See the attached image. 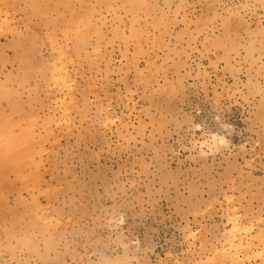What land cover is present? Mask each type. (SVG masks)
I'll return each mask as SVG.
<instances>
[{
    "label": "rangeland",
    "instance_id": "obj_1",
    "mask_svg": "<svg viewBox=\"0 0 264 264\" xmlns=\"http://www.w3.org/2000/svg\"><path fill=\"white\" fill-rule=\"evenodd\" d=\"M0 22V114L44 146L0 200V264H235L234 218L264 264V0H0Z\"/></svg>",
    "mask_w": 264,
    "mask_h": 264
},
{
    "label": "bare ground",
    "instance_id": "obj_2",
    "mask_svg": "<svg viewBox=\"0 0 264 264\" xmlns=\"http://www.w3.org/2000/svg\"><path fill=\"white\" fill-rule=\"evenodd\" d=\"M74 1V0H73ZM11 2H12V0H11ZM90 3H91V1H90ZM19 5V4H18ZM7 6V5H6ZM61 7H63V6H61ZM16 8V7H15ZM51 8H53V7H51ZM41 9H43V8H41ZM61 10H59V12H60ZM82 11V10H81ZM80 11V12H81ZM84 11H85V9H84ZM79 12V11H78ZM79 12V13H80ZM86 13V12H85ZM82 14V13H81ZM90 14V13H89ZM79 14H77L76 15V17L78 16ZM30 16V15H29ZM80 16V15H79ZM78 16V17H79ZM28 18V17H27ZM48 19V18H47ZM76 21V20H75ZM1 23V22H0ZM42 23V22H41ZM62 24H64V23H62ZM62 24H60V25H62ZM1 26H3V25H1L0 24V29L2 28ZM37 26V25H36ZM39 26V25H38ZM64 26V25H63ZM71 27V26H70ZM72 28H73V25H72ZM64 31V30H63ZM17 34V33H16ZM20 36V35H19ZM31 37V36H30ZM29 39V38H28ZM27 42V41H26ZM31 46V45H30ZM24 47H27V46H24ZM28 48V47H27ZM26 49V48H25ZM61 50V49H60ZM61 52H62V50H61ZM30 53V52H29ZM19 56L21 55V53L19 52V54H18ZM61 55V54H60ZM59 55V58L61 57ZM64 55V54H63ZM1 62H3V61H1ZM40 66V65H39ZM63 68V67H62ZM25 70H26V68H25ZM62 70V69H61ZM32 72V71H31ZM31 74H34V73H31ZM58 76H60V77H58ZM58 76H56V79L57 78H59V81L61 82L62 80V78H61V74H58ZM45 77V76H44ZM63 82V81H62ZM48 83V82H47ZM65 83V82H64ZM74 86V85H73ZM2 87H4V86H0V98H3V97H6L8 94V92H6L7 91V89H3ZM16 88V87H15ZM13 90V89H12ZM15 90H17V89H15ZM9 91V90H8ZM11 91H9V93H10ZM11 95L12 94H10V96H8V97H11ZM13 96H14V94H13ZM22 98V97H21ZM18 99L17 100V98H16V100L17 101H19V102H21V100L22 99ZM4 99H2V101H3ZM6 101H7V103L8 104H10L9 106H8V108H10V112H11V110L14 108H12L11 109V105L12 106H19V104H17L18 102L16 101V100H14L13 102H10L11 101V99H10V101H9V99L7 100V99H5ZM4 100V101H5ZM1 101V100H0ZM17 103H16V102ZM15 102V103H14ZM13 103H14V105H13ZM17 104V105H16ZM0 105H1V103H0ZM20 105H21V103H20ZM1 108V107H0ZM16 109H18V108H16ZM16 109L14 108L12 111H16ZM20 110V109H19ZM19 110H17V111H19ZM4 111V110H3ZM16 111V112H17ZM30 111V110H29ZM25 112V111H24ZM2 113V120H1V122H0V200H1V198H3V196H4V191L5 190H8V193L7 194H10V191H9V187H11L10 186V183L12 184V181H10V174H13L14 175V177H16V178H22V171L24 172L25 170H23V169H25V168H29V169H31V170H33L34 169V171L33 172H35V169L36 168H38V166H37V163H36V158L38 157V159H39V161H40V157L42 156V153H43V148H44V146L42 147V145H40V143L39 144H37V142H35V138H34V135H33V132L34 131H32V124L30 125H28L27 123H30V122H28L29 121V119H27L28 121H27V123H25L27 126L24 128L23 126H20L19 128H18V130H20V132L19 133H17V121L18 120H16V122H15V120H14V122H11V120H12V118H11V120L9 121V115L7 116L6 114H3L4 112H1ZM11 113H13V112H11ZM18 113V112H17ZM10 114V113H9ZM23 114V113H22ZM5 117H4V116ZM14 115V114H13ZM12 115V116H13ZM16 116V115H15ZM66 116H68V115H66ZM18 118V117H17ZM21 117H19V119H20ZM61 118V117H60ZM16 119V118H15ZM22 119V118H21ZM22 121V120H21ZM23 121L25 122L26 120H24L23 119ZM22 121V123L24 124V122ZM34 122H35V120H33ZM18 123H20V121L18 122ZM19 125H21V124H19ZM22 127V128H21ZM21 128V129H20ZM33 128H34V126H33ZM48 136V135H47ZM43 140H44V138L42 139V142H43ZM38 141V140H37ZM45 152V151H44ZM38 164H39V162H38ZM38 170V169H37ZM29 171V170H28ZM14 179V178H13ZM56 179V178H55ZM15 180V179H14ZM42 184V183H41ZM12 185H14V183L12 184ZM28 186V185H27ZM26 185H25V187H27ZM14 187V186H13ZM13 187H11L10 189H12ZM45 189H47V188H45ZM13 190V189H12ZM45 192V191H44ZM39 194H40V192H39ZM17 196H19V195H17ZM5 197H6V195H5ZM4 197V198H5ZM7 198H9V196L7 197ZM7 198H5L4 199V202H7V204H8V201H9V199H7ZM20 199V198H19ZM8 200V201H7ZM37 201H38V199H37ZM36 201V202H37ZM0 202H2V204H5L4 202H3V200L2 201H0ZM20 202V201H19ZM1 204V205H2ZM48 205V204H47ZM5 206V205H4ZM3 207V206H2ZM1 208V207H0ZM10 208V207H9ZM48 209V208H47ZM1 210H2V208H1ZM1 210H0V212H1ZM3 210H5V207L3 208ZM14 210V209H13ZM51 210V209H50ZM43 211V210H42ZM45 211V210H44ZM46 211H48V210H46ZM45 211V212H46ZM22 212V211H21ZM5 214V213H4ZM19 214H20V212H19ZM38 214V213H37ZM47 214V213H46ZM1 215V214H0ZM3 215V214H2ZM235 215H237V214H235ZM41 217H42V214L40 215ZM50 216V215H49ZM1 217V216H0ZM2 218V217H1ZM45 218H47V217H45ZM3 219V218H2ZM12 219V218H11ZM13 220V219H12ZM21 220V219H20ZM50 220V219H49ZM3 222V221H2ZM232 229H231V234H233V236H231L230 237V241L228 242V250H232V252L231 253H233V257H231L232 259H233V261L234 262H236L235 264H243L244 263V261L246 260L245 259V255H242V251L239 249V248H241L242 249V247L245 245L244 243V241L245 240H243V239H241V238H239L238 239V235H236V233L237 232H239L241 229H242V226H241V223H240V221L238 220V219H236V218H234L233 220H232ZM263 235V234H262ZM253 241V240H252ZM248 243L249 244H252V242H251V239L250 240H248V241H246V244L248 245ZM256 243V242H255ZM253 245V244H252ZM251 245V246H252ZM226 247V246H225ZM253 247H256V245H253ZM222 249H223V247H222ZM225 250V249H224ZM243 250V249H242ZM253 252V251H252ZM252 252H250V253H252ZM255 252V253H254ZM254 252L252 253V257L253 258H258L259 260L260 259H263L264 260V249H262V250H258L257 251V249L256 250H254ZM254 254V255H253ZM243 257L244 256V258H242L241 259V256ZM251 255L249 254V258L250 259H252V257H250ZM226 258H228L227 257V254H226V256H225ZM248 257V256H247ZM246 257V258H247ZM248 259V258H247ZM249 260V259H248ZM243 262V263H242ZM233 263V262H232ZM247 264V263H246Z\"/></svg>",
    "mask_w": 264,
    "mask_h": 264
},
{
    "label": "clouds",
    "instance_id": "obj_3",
    "mask_svg": "<svg viewBox=\"0 0 264 264\" xmlns=\"http://www.w3.org/2000/svg\"><path fill=\"white\" fill-rule=\"evenodd\" d=\"M226 141L224 140V139H221L220 141H219V145H226Z\"/></svg>",
    "mask_w": 264,
    "mask_h": 264
}]
</instances>
